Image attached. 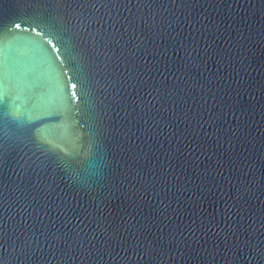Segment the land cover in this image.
Listing matches in <instances>:
<instances>
[{"label": "water", "instance_id": "1", "mask_svg": "<svg viewBox=\"0 0 264 264\" xmlns=\"http://www.w3.org/2000/svg\"><path fill=\"white\" fill-rule=\"evenodd\" d=\"M0 264H94L57 157L1 39Z\"/></svg>", "mask_w": 264, "mask_h": 264}]
</instances>
